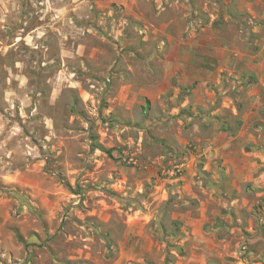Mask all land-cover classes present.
Wrapping results in <instances>:
<instances>
[{
  "label": "rangeland",
  "instance_id": "obj_1",
  "mask_svg": "<svg viewBox=\"0 0 264 264\" xmlns=\"http://www.w3.org/2000/svg\"><path fill=\"white\" fill-rule=\"evenodd\" d=\"M0 264H264V0H0Z\"/></svg>",
  "mask_w": 264,
  "mask_h": 264
},
{
  "label": "trees",
  "instance_id": "obj_2",
  "mask_svg": "<svg viewBox=\"0 0 264 264\" xmlns=\"http://www.w3.org/2000/svg\"><path fill=\"white\" fill-rule=\"evenodd\" d=\"M106 152H107L108 154H111V150H110V149H109V150H107Z\"/></svg>",
  "mask_w": 264,
  "mask_h": 264
}]
</instances>
